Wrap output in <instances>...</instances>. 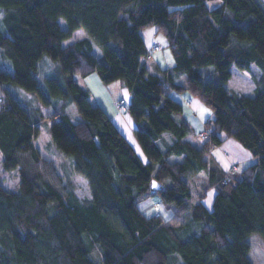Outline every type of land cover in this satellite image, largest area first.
<instances>
[{
    "label": "trees",
    "instance_id": "obj_1",
    "mask_svg": "<svg viewBox=\"0 0 264 264\" xmlns=\"http://www.w3.org/2000/svg\"><path fill=\"white\" fill-rule=\"evenodd\" d=\"M153 25L168 39L170 67L147 63L141 30ZM79 28L85 35L65 45ZM46 54L58 74L44 90L35 70ZM94 72L125 80L144 158L77 82ZM9 83L58 103L47 115L30 110ZM176 92L213 112L200 144L187 139L193 127ZM41 117L54 119L51 137L72 157L70 177L35 146ZM223 133L255 158L235 178L205 157ZM0 151L3 168L20 174L18 189L0 182V264H254L248 238H264V0H0ZM203 171L216 188L211 209L188 180ZM155 195L176 205L172 218L144 210Z\"/></svg>",
    "mask_w": 264,
    "mask_h": 264
},
{
    "label": "rangeland",
    "instance_id": "obj_2",
    "mask_svg": "<svg viewBox=\"0 0 264 264\" xmlns=\"http://www.w3.org/2000/svg\"><path fill=\"white\" fill-rule=\"evenodd\" d=\"M60 22L63 27H67V21L64 18H61ZM84 35L85 30L83 28H79L74 32L73 36L70 39H67L64 42V44L67 45L71 42H74L75 40L83 37ZM154 43L160 44L162 50L154 52L153 57L149 59L147 63L152 64V62H158L160 64L163 63V65H166V61H162L163 58L164 60L165 58L171 60L174 63L173 54L168 46V39L163 33H158L157 39ZM95 54L100 59H102L104 56L103 51L97 46L95 47ZM57 63L58 62H56L51 56L47 54L43 55V58H41V60L39 61L38 69L35 70V74L38 78L39 85L44 90H47L46 78L56 76L58 74ZM77 82L90 90L91 99L93 103H101L105 107V109L111 107L112 100H114V97H116L117 99H125L127 101V110L124 113H120V116L127 124V127L131 129L132 133L136 135L135 129L138 128V124L132 117L129 110L132 95L124 79H116L112 82L107 83L101 79L97 72H94L86 77L78 76ZM7 87L9 88L11 93L30 110L32 108H40L41 111L47 115L52 113V111L54 110V105L58 103V101L56 100L53 103H45L43 99L39 96L38 92L27 90L13 83L7 84ZM230 89L240 94L244 93L255 95L257 93V87L248 90L238 85L232 84ZM128 95L129 100H127ZM67 106V111L74 121H79L82 119V115L80 114L74 102L68 101ZM53 121L54 119L51 117L40 118L38 122L39 131L38 135L35 138V146L42 157L53 159L56 165L58 166L59 170L64 173L67 177H70L74 174L72 157L66 156L62 151L59 150V148H57V146L53 142L50 133V127ZM118 126L122 130H124V132H126L123 125L118 123ZM204 131H206V129ZM222 137L224 138V141L219 147L222 149V152L226 157L228 155L231 160H234L236 162V164H232L228 168V175L233 176V178H235L237 176H240L241 171L246 166L251 164L252 161L246 159L251 156V152L234 137H227L225 133H223ZM168 138L171 139V136H168ZM128 140L130 141V139ZM218 154L219 150H216V146H213L206 153L205 157L207 160H209L211 164L221 166L220 162L218 161ZM2 157V152L0 151V182L10 189H18L20 183L19 170L4 169ZM188 180L196 194L195 198H199L200 194L203 192L202 194L206 196L204 197L206 199L205 201L209 204V208L211 209L213 207L216 188L215 186L208 187L206 172L203 171L198 175L191 176L190 178L188 177ZM75 183L77 184L76 191L79 196L83 197L89 194L87 181L83 177L80 176L78 177V179L75 178ZM155 198L157 199L155 202H152L151 198L145 200L148 201V204L146 205V207L144 206L146 208L144 210L148 214H162V216L166 220L172 218L175 214L176 205L174 203L162 201L156 195ZM248 240L251 242L252 245V249L250 251V258L252 259L253 263L264 264V238L259 233H253L249 236Z\"/></svg>",
    "mask_w": 264,
    "mask_h": 264
},
{
    "label": "crops",
    "instance_id": "obj_3",
    "mask_svg": "<svg viewBox=\"0 0 264 264\" xmlns=\"http://www.w3.org/2000/svg\"><path fill=\"white\" fill-rule=\"evenodd\" d=\"M141 34L143 36V39H144L147 47H150L157 39L158 26L153 25V26L146 27V28L141 30ZM162 61L163 62L166 61L167 64L163 65V63L160 64L158 62H156V63L152 62V64H149V66L153 70H155L156 66L170 67V66H172L174 64L171 60H168L166 58H165V60L163 58ZM175 96L182 101V103L184 105L183 116L189 121V123L193 127V133L188 135L187 139L190 140L193 143L200 144L201 141L203 140V137L200 136L199 133L204 130L206 121L212 117V115H213L212 110L209 107H207L205 104H203L199 98H197L195 96H192L189 93L176 92ZM118 100L119 99L114 97V100H112L111 107L110 108H106V109H107L109 115L113 118V120H114V122L116 123L117 126H118V123L123 125V127L126 130V132H124V130H122L118 126L119 129L121 130V132L128 139H130L132 145L136 148V150L138 151L140 156H142L144 158V154L142 152V149H141V147H140L135 135L132 133L131 129L127 127V124L124 122V120L120 116L121 112H119L117 107H116ZM127 100H129V95L127 96ZM220 145L221 144L215 145L216 146V150H219V154H218V159L219 160L218 161L220 162L222 168L224 170L228 171V168L232 164H236V162L234 160H231L228 155L226 157L223 154L222 149L219 147ZM246 159L253 161L255 158L251 155L250 157H248ZM237 170H238V165H237ZM196 189H198V188H196ZM204 197H206V196H204ZM204 197L202 198V201L209 208V204L205 201L206 199ZM154 199H155V197H152V201ZM147 204H148V201L147 202L144 201V202L141 203V205L143 207L146 206Z\"/></svg>",
    "mask_w": 264,
    "mask_h": 264
},
{
    "label": "built area",
    "instance_id": "obj_4",
    "mask_svg": "<svg viewBox=\"0 0 264 264\" xmlns=\"http://www.w3.org/2000/svg\"><path fill=\"white\" fill-rule=\"evenodd\" d=\"M160 50H162L161 45L158 43H153L150 47H148V52H147V55H145V58L147 60L151 59L154 55V52L160 51ZM118 108H119V110H123L126 108V100L125 99H122L119 102ZM199 134H200V136L205 138L207 136L208 132H207V130L206 131L203 130Z\"/></svg>",
    "mask_w": 264,
    "mask_h": 264
},
{
    "label": "water",
    "instance_id": "obj_5",
    "mask_svg": "<svg viewBox=\"0 0 264 264\" xmlns=\"http://www.w3.org/2000/svg\"><path fill=\"white\" fill-rule=\"evenodd\" d=\"M152 190H158L160 189L162 186L161 184L157 181V180H152Z\"/></svg>",
    "mask_w": 264,
    "mask_h": 264
}]
</instances>
